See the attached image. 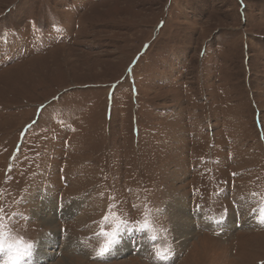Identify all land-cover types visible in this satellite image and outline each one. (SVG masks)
<instances>
[{"label":"rangeland","instance_id":"obj_1","mask_svg":"<svg viewBox=\"0 0 264 264\" xmlns=\"http://www.w3.org/2000/svg\"><path fill=\"white\" fill-rule=\"evenodd\" d=\"M262 208L264 0H0V216L32 264H264Z\"/></svg>","mask_w":264,"mask_h":264},{"label":"clouds","instance_id":"obj_2","mask_svg":"<svg viewBox=\"0 0 264 264\" xmlns=\"http://www.w3.org/2000/svg\"><path fill=\"white\" fill-rule=\"evenodd\" d=\"M109 243L110 238L101 242L95 250V255L98 256V252H104L108 249ZM37 247L38 241L17 232L7 224L0 228V264H32ZM158 253L162 254L157 250L155 255L158 256Z\"/></svg>","mask_w":264,"mask_h":264},{"label":"bare ground","instance_id":"obj_3","mask_svg":"<svg viewBox=\"0 0 264 264\" xmlns=\"http://www.w3.org/2000/svg\"><path fill=\"white\" fill-rule=\"evenodd\" d=\"M179 203V201H176V200H174L173 202H172V204L173 205H171V203H170V206L171 207H173V209L175 210V214H176V218H175V221H174V225L176 226V229L177 230H183L184 231V229L185 228H187V227H185V226H187L188 225V223L190 222V219H189V217L188 218H184L185 216H184V214H183V210H184V208L183 207H181V205H177ZM45 210V209H44ZM258 213H261V212H258ZM258 213L256 214V215H258ZM49 215V214H48ZM261 215V214H260ZM224 221H225V224H224V226L225 227H227V228H230L229 227V225L232 223V222H234L235 223V218L234 217H227V218H225L224 219ZM250 221V218H247L245 221H244V223H246V224H249V223H247V222H249ZM48 222H50V221H48ZM223 222V221H222ZM222 225H223V223H221ZM188 229V228H187ZM179 232V231H178ZM181 232V231H180ZM122 243H123V241H122ZM125 245V244H124ZM119 252V250H117V252L116 253H118Z\"/></svg>","mask_w":264,"mask_h":264},{"label":"snow or ice","instance_id":"obj_4","mask_svg":"<svg viewBox=\"0 0 264 264\" xmlns=\"http://www.w3.org/2000/svg\"><path fill=\"white\" fill-rule=\"evenodd\" d=\"M3 217L0 216V228L4 227V223H3ZM260 221L262 223H264V208L261 209V216H260ZM143 227H147V224L143 225ZM114 233H110L108 234V237L110 238V243L108 244V249H106L104 252H98V257H103L105 254L108 253V250L111 248L112 244L115 242L114 241ZM158 258L159 259H167V256L164 254H160L158 253Z\"/></svg>","mask_w":264,"mask_h":264}]
</instances>
